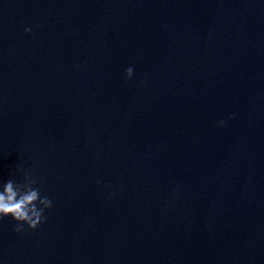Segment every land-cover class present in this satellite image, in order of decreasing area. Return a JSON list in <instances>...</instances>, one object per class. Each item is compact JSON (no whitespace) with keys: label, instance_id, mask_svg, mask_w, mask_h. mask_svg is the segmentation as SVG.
<instances>
[{"label":"water","instance_id":"1","mask_svg":"<svg viewBox=\"0 0 264 264\" xmlns=\"http://www.w3.org/2000/svg\"><path fill=\"white\" fill-rule=\"evenodd\" d=\"M18 165L53 205L2 264H264V0H0Z\"/></svg>","mask_w":264,"mask_h":264},{"label":"clouds","instance_id":"2","mask_svg":"<svg viewBox=\"0 0 264 264\" xmlns=\"http://www.w3.org/2000/svg\"><path fill=\"white\" fill-rule=\"evenodd\" d=\"M25 32L31 28L26 27ZM126 77L131 79L134 74L133 66L125 69ZM226 122L220 120L219 124ZM17 173L22 174V179H17ZM53 205L52 199L42 193L37 178L30 168L18 165L16 172L9 174L7 178H0V219L10 217L15 221L13 230L22 232L25 225L36 229L46 220V210ZM2 264V261H0Z\"/></svg>","mask_w":264,"mask_h":264}]
</instances>
